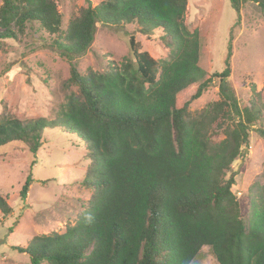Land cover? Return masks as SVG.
Masks as SVG:
<instances>
[{
	"label": "trees",
	"instance_id": "1",
	"mask_svg": "<svg viewBox=\"0 0 264 264\" xmlns=\"http://www.w3.org/2000/svg\"><path fill=\"white\" fill-rule=\"evenodd\" d=\"M230 1L239 12L249 0ZM250 1L264 9V0ZM187 10V0H103L89 3L63 32L55 0L3 1L0 39L18 38L38 23L71 60L92 46L99 22H136L143 34H164L169 50L156 60L130 34L132 59L120 66L82 74L72 62L68 84L77 89L56 119H0V148L24 142L36 154L45 129L71 127L90 161L82 181L93 192L87 209L63 233L15 247L30 264H193L205 246L219 264H264V187L245 216L231 190L234 175L227 178L249 145L251 126L262 121L256 132L264 139V100L251 83L253 99L241 108L222 85L220 100L190 114L192 101L231 69L230 52L222 72L200 66L203 39L184 22ZM33 181L31 171L21 201ZM12 211L0 193V214Z\"/></svg>",
	"mask_w": 264,
	"mask_h": 264
},
{
	"label": "rangeland",
	"instance_id": "2",
	"mask_svg": "<svg viewBox=\"0 0 264 264\" xmlns=\"http://www.w3.org/2000/svg\"><path fill=\"white\" fill-rule=\"evenodd\" d=\"M3 1L0 0V7ZM102 1L55 0L62 15V31L89 3L95 6ZM187 1L184 22L190 29L197 27L203 39L200 66L209 73L222 72L230 52L231 74L225 79V87L234 92L243 108L253 99L251 83H255L260 91L258 101L263 102L264 9L250 0L239 12L230 0ZM130 34L140 43L141 50L156 60L168 58L164 34H143L136 22L97 23L92 46L73 60L54 45L57 36L46 32L38 23L29 24L18 38L0 39V119L4 116L25 122L56 119L68 94L77 89L68 84L72 62L82 74L90 69L102 72L111 65L120 66L132 59ZM223 81L215 78L202 96L192 101L191 115L196 116L209 103L222 98ZM260 124L262 121L251 126L249 145L243 147L227 172V178L234 175L231 190L245 216L250 211L252 198H258L261 192L259 187H264V139L256 132ZM223 138L221 133L213 139L217 142ZM41 141L36 154L24 142L0 148V193L13 209L6 217L0 214V264H30L29 255L18 248H26L38 235L63 233L87 209L92 196V189L82 182L90 161L86 159L87 150L78 133L71 127L47 128ZM31 171L34 181L23 202L20 190ZM193 264L219 263L205 246Z\"/></svg>",
	"mask_w": 264,
	"mask_h": 264
},
{
	"label": "water",
	"instance_id": "3",
	"mask_svg": "<svg viewBox=\"0 0 264 264\" xmlns=\"http://www.w3.org/2000/svg\"><path fill=\"white\" fill-rule=\"evenodd\" d=\"M225 79H226V78H225ZM225 79H224V81H223L224 88H225ZM245 150H248V149H245Z\"/></svg>",
	"mask_w": 264,
	"mask_h": 264
}]
</instances>
